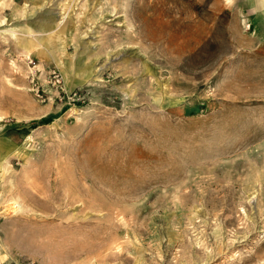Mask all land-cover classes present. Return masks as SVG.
Wrapping results in <instances>:
<instances>
[{"label":"rangeland","instance_id":"rangeland-1","mask_svg":"<svg viewBox=\"0 0 264 264\" xmlns=\"http://www.w3.org/2000/svg\"><path fill=\"white\" fill-rule=\"evenodd\" d=\"M21 258L264 264V0H0V262Z\"/></svg>","mask_w":264,"mask_h":264},{"label":"built area","instance_id":"built-area-1","mask_svg":"<svg viewBox=\"0 0 264 264\" xmlns=\"http://www.w3.org/2000/svg\"><path fill=\"white\" fill-rule=\"evenodd\" d=\"M53 77V83H59L60 78L58 73L53 72L52 74ZM0 264H35L33 260L27 259V258H21L17 260H8V261H3L0 262Z\"/></svg>","mask_w":264,"mask_h":264}]
</instances>
